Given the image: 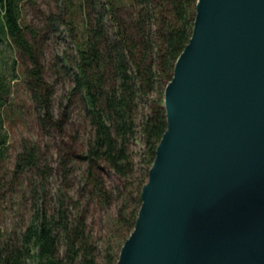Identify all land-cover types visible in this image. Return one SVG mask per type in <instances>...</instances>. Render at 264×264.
I'll use <instances>...</instances> for the list:
<instances>
[{"label":"trees","instance_id":"trees-1","mask_svg":"<svg viewBox=\"0 0 264 264\" xmlns=\"http://www.w3.org/2000/svg\"><path fill=\"white\" fill-rule=\"evenodd\" d=\"M27 0H0V59L10 47L27 61L25 84L39 111L43 129L64 137L69 115L54 111L55 87L46 76L44 50L38 31L23 21ZM67 1L72 18L50 17L66 26L76 55L68 59L72 73L71 94L91 127V137L80 147L75 141L61 155L58 171L63 186L53 198L48 171L38 147L25 146L16 158L15 172L27 170L40 182L32 190L36 206L20 234H4L0 264H117L121 248L134 230L157 147L167 129L164 93L175 63L192 36L198 0H82L81 36L73 15L76 4ZM31 36L32 40L29 39ZM0 67V160L5 158L8 135L2 131L3 108L8 104L11 81L18 79ZM9 81V82H8ZM141 141L144 153L137 168L132 144ZM85 164L84 195L110 207L113 194L105 175L123 184L126 203L120 208L121 245H108L100 261L99 247L88 231L81 198L70 196L67 186L73 165ZM139 178L137 186L133 178ZM119 188V190H122ZM137 193L136 197H132ZM84 195L83 198H84Z\"/></svg>","mask_w":264,"mask_h":264},{"label":"water","instance_id":"water-1","mask_svg":"<svg viewBox=\"0 0 264 264\" xmlns=\"http://www.w3.org/2000/svg\"><path fill=\"white\" fill-rule=\"evenodd\" d=\"M117 264H264V0H198Z\"/></svg>","mask_w":264,"mask_h":264},{"label":"rangeland","instance_id":"rangeland-1","mask_svg":"<svg viewBox=\"0 0 264 264\" xmlns=\"http://www.w3.org/2000/svg\"><path fill=\"white\" fill-rule=\"evenodd\" d=\"M74 2L76 9L73 18L76 21L80 38L83 21L81 5L83 4L82 0H74ZM66 3V0H27L23 7V21L37 29L38 41L44 50L46 76L55 87V114L60 115L66 111L69 115L63 138L51 130L43 129L41 125L38 108L30 99L24 82L27 61L19 52L10 47L0 59V67L4 69L8 78H10L9 66H13L18 76V79L11 81L8 104L3 108L2 131L8 135V142L5 158L0 160V241L4 234L17 235L23 231L37 203L32 190L33 183L36 180L40 182V178L37 176L34 178L27 170L16 173L17 155L24 150L25 146L38 147L42 169L47 165L53 169L48 171V187L52 190L54 198L63 186L62 176L58 171L61 155L70 150L75 141L83 147L91 137V127L85 121L81 105L77 104L71 94L72 73L68 59L76 55V46L65 25L60 24V28L55 30L56 24L50 21V17L57 19L62 17L64 20L72 18V11L67 10ZM29 39L32 40L31 36ZM131 148L137 168H140L144 146L141 141H136ZM72 165L73 174L71 181L67 183L71 189L67 190L70 196L82 197L80 210L87 216L88 231L99 247L101 261L104 249L108 245L114 248L121 245L119 234L123 226L119 224L120 208L127 203L133 208L135 204L131 197L126 203L127 194H124L123 184L118 183L117 179L109 173L104 177L108 189L113 194L112 205L104 207L91 201L90 197L87 194L84 195L82 191L85 164ZM133 182L137 186L139 178L136 176ZM136 195L137 193H134L132 197Z\"/></svg>","mask_w":264,"mask_h":264}]
</instances>
